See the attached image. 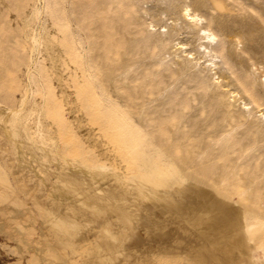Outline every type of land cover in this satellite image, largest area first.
Instances as JSON below:
<instances>
[{
	"label": "rangeland",
	"instance_id": "rangeland-1",
	"mask_svg": "<svg viewBox=\"0 0 264 264\" xmlns=\"http://www.w3.org/2000/svg\"><path fill=\"white\" fill-rule=\"evenodd\" d=\"M1 174L0 264H43L32 201L114 264H220L195 216L228 209L264 264V0H0Z\"/></svg>",
	"mask_w": 264,
	"mask_h": 264
},
{
	"label": "bare ground",
	"instance_id": "bare-ground-1",
	"mask_svg": "<svg viewBox=\"0 0 264 264\" xmlns=\"http://www.w3.org/2000/svg\"><path fill=\"white\" fill-rule=\"evenodd\" d=\"M186 13L188 15H191V19H193L194 21H196L197 19L202 20L201 17H199L197 14H192L189 9H187ZM204 32H207V30L204 29ZM207 34H208L209 38H214V34H212L210 32H207ZM4 178H5V176H2V174H1L0 179L2 180ZM132 179L138 180V189L141 193L142 192L144 193L145 189H147V188L154 191V190H160L161 185L169 187V186H171V182H172L170 179H166L165 177H161V178H157L155 180H152L151 176L147 173L136 174V175L132 176ZM5 182H6V180H5ZM7 183H8V181H7ZM66 183L69 186V190L75 191V192L81 191V187L75 179H68L66 181ZM147 184H150V185L148 186ZM176 185L182 186L179 181L176 182ZM144 196H147V195L145 194ZM87 201L88 200H86L85 202L87 203ZM31 204L35 205V207L37 208V210H36V208L34 207V211L36 212L35 214H37L39 217H42V216L46 217L47 216V219L43 220V222L45 224L48 223L51 225V232H50V235L52 236L51 241L50 242H48V241L43 242L41 244V248H43L44 251H42V253H39V255H37V257L41 256L40 259H43V257H44L43 264H72V263H75V264H114V262H113L114 256H112V255L110 256L109 254L111 251H113L111 249H114L115 245H113L114 246L113 247L111 241L108 238H116L115 234H113V233L104 234V237L106 239H104V240L101 239V242L99 241V243L103 247L101 249H99V252H97L96 255H94V256L80 255L79 249H75L72 246V242L70 240V238L75 236L74 233L72 232L71 228L78 225V222L74 219L70 220L67 217H63V216L57 217V216H53L50 213H46L45 211H43L44 209L42 210V208H40V206L35 201H32ZM89 204H91L93 207H98V204L94 205L91 202ZM98 209L100 210V207ZM48 211H50V210H48ZM116 211L118 212L120 220L123 223V228H126V230L127 229L129 230V228L131 227V223H132V222H130V219H131L130 214L124 210H121V209H116ZM50 212L53 213V211H50ZM233 213H234V211H229L228 209H226L224 211L223 218H221L220 220H217V221L215 220V218H217L218 215L215 213L213 214V211H209L208 213H203V214H197L195 216V219H196V217L210 216L207 218H200V222H198V221L197 222L204 226V229H203L204 237L202 238L203 239L202 243H204L206 253L212 258V260L218 261L220 264H227V263H232V262L236 261V259L240 255L238 256V254H235L236 252L234 250L237 248L241 249L243 241L245 242V240H246V239H243L241 234H238L237 235L238 237L235 236V238L233 239L234 240L233 242L227 241L228 237H230L231 235H235V234H233V231L235 230V223H236L235 218L236 217H235V214H233ZM193 219H194V216H193ZM193 222L196 223L195 220H193ZM126 230L121 231L122 235H120L122 240L125 242L128 238L132 237L129 234L130 232H128ZM130 230H132V229H130ZM69 245H71L73 247L72 250L68 249ZM247 247H249V245L246 246V248ZM246 248L244 247V249L247 251ZM253 249L254 248H252V250ZM104 250H107V252H104ZM117 250H120V248L118 247ZM246 251H245V254H247ZM219 252H223L225 254L223 258H220ZM166 253H168V251ZM169 253H170V251H169ZM240 253L242 254L243 252L241 251ZM245 254H244V256H245ZM248 254H249V252H248ZM172 255L175 256V253ZM169 256H171V255H169ZM174 256H172L171 258L176 259ZM246 256L248 257V255H246ZM176 257H177V255H176ZM251 257L254 258V256H251ZM171 258H169V259H171ZM240 258L242 260L243 257H240ZM253 258H251V259H253ZM222 259H224V261ZM244 259L247 260L246 258H244ZM248 259H250V255H249ZM192 260L194 262L199 263V264H202V262H203L201 259H199V257H197V255L195 257H192ZM252 261H254V260H252ZM255 262H256V259H255ZM255 262H253V263H255ZM241 264H243V263H241ZM250 264H251V262H250Z\"/></svg>",
	"mask_w": 264,
	"mask_h": 264
}]
</instances>
